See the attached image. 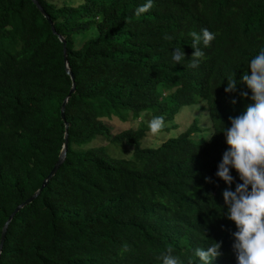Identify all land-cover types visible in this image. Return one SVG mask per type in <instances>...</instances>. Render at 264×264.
Returning a JSON list of instances; mask_svg holds the SVG:
<instances>
[{"label":"trees","instance_id":"1","mask_svg":"<svg viewBox=\"0 0 264 264\" xmlns=\"http://www.w3.org/2000/svg\"><path fill=\"white\" fill-rule=\"evenodd\" d=\"M38 1L65 38L76 93L64 121L73 85L64 44L32 0H0V239L9 216L57 163L66 123L68 151L11 222L0 264H162L157 257L169 247L181 264H200L194 251L211 241L222 245L211 264H237V227L224 215L222 193L242 181L235 169L231 186L216 172L229 148V117L253 103L242 76L264 50V0H152L140 16L146 0ZM203 29L215 39L207 47L201 41L204 56L193 68L190 33ZM230 79L235 93L225 92ZM200 99L212 123L207 140H195L192 125L144 147V121L117 133L108 124L128 122L131 113L164 116L166 124ZM98 136L130 144L133 158L89 147Z\"/></svg>","mask_w":264,"mask_h":264},{"label":"clouds","instance_id":"2","mask_svg":"<svg viewBox=\"0 0 264 264\" xmlns=\"http://www.w3.org/2000/svg\"><path fill=\"white\" fill-rule=\"evenodd\" d=\"M152 7V0H146V3L136 9L135 15L140 16ZM190 35L194 53L189 66L194 68L198 67L199 59L204 56L199 47L201 41L207 47L215 39V34L203 29L201 34L193 31ZM165 39L171 37L166 36ZM173 59L176 63L184 60L183 51L177 48ZM248 68L251 74L246 71L242 76V83L251 91L250 99L253 103L247 106L243 114L229 117L231 127L224 131L229 148L223 154L216 176L231 186L234 178L230 171L235 169L242 181L236 184L235 191L229 187L222 193L226 206L224 215L237 227V231L232 234L237 264H264V50L251 59ZM225 92H237L235 79L227 81ZM240 96L247 99L248 92L242 91ZM236 102L235 99L232 100L233 104ZM164 126V116H154L148 122L152 134L160 132ZM205 179L206 182H211L210 178ZM221 246V242L211 241L207 250L197 248L194 254L199 258L200 264H211L212 260L222 254ZM123 248L128 250V245L125 244ZM172 253L173 249L169 247L157 259L162 264H181L179 258Z\"/></svg>","mask_w":264,"mask_h":264},{"label":"rangeland","instance_id":"3","mask_svg":"<svg viewBox=\"0 0 264 264\" xmlns=\"http://www.w3.org/2000/svg\"><path fill=\"white\" fill-rule=\"evenodd\" d=\"M90 36L91 34L79 36L77 37V41H83L84 39H88ZM130 117L131 118L128 122H122L118 119L112 123L109 122L108 124L112 126L113 132L117 133L126 128L137 129L138 127H146L145 124L142 125L141 122L144 121L148 124V122L152 119V115L150 113H142L139 118L131 113ZM192 125H196L192 128L193 132L191 133L195 140L201 141L209 138L212 130V123L206 101L200 99L198 104L184 107L173 120L165 124L160 132L152 134L149 131L142 144L144 147H158L165 141L186 131ZM89 147H102L112 157L121 159L133 158V146L128 143H111L103 136L96 137Z\"/></svg>","mask_w":264,"mask_h":264},{"label":"water","instance_id":"4","mask_svg":"<svg viewBox=\"0 0 264 264\" xmlns=\"http://www.w3.org/2000/svg\"><path fill=\"white\" fill-rule=\"evenodd\" d=\"M33 3L36 5L37 9L40 11V13L48 20V22L50 23V25L52 26V31L55 35H57L60 39V41L64 44V62H65V67H66V71L67 74L71 77L72 79V88L70 90L69 95L66 97V99L63 102V106H62V118L64 121H66L65 118V109L66 106L71 98V96L73 94L76 93V83H75V76L69 66L68 63V57H67V49H66V42H65V38L64 36L58 34L54 23L50 17V15L46 12V10L44 9V7L41 5V3L38 0H32ZM68 128L69 125L68 123H66V134H65V143L63 146V149L60 153L59 159L57 161V163L55 164V166L53 167L52 171L50 172V174L43 180L42 186L30 197L28 198L25 202H23L22 204L18 205L16 207V209L12 212V214L9 216L7 222L5 223L3 230H2V234H1V239H0V258L3 252V247H4V243L6 240V236H7V232H8V228L11 224V222L14 220V218L16 217V215L23 209L25 208L27 205L33 203L43 192L44 188L48 186V184L50 183V181L55 177V175L57 174V172L59 171L60 167L64 164L65 160H66V156H67V151H68Z\"/></svg>","mask_w":264,"mask_h":264}]
</instances>
